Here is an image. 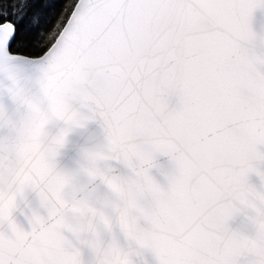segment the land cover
Instances as JSON below:
<instances>
[{
    "label": "snow or ice",
    "instance_id": "snow-or-ice-1",
    "mask_svg": "<svg viewBox=\"0 0 264 264\" xmlns=\"http://www.w3.org/2000/svg\"><path fill=\"white\" fill-rule=\"evenodd\" d=\"M257 12L0 0V264H264Z\"/></svg>",
    "mask_w": 264,
    "mask_h": 264
},
{
    "label": "water",
    "instance_id": "water-1",
    "mask_svg": "<svg viewBox=\"0 0 264 264\" xmlns=\"http://www.w3.org/2000/svg\"><path fill=\"white\" fill-rule=\"evenodd\" d=\"M261 23H264V16H262L259 12H257L256 13V16H255V18H254V20H253V27L257 30V31H259L260 30V25H261ZM166 157H160V160H161V162H164V161H166ZM159 178V177H158ZM256 180V178L255 177H253V181H255Z\"/></svg>",
    "mask_w": 264,
    "mask_h": 264
}]
</instances>
